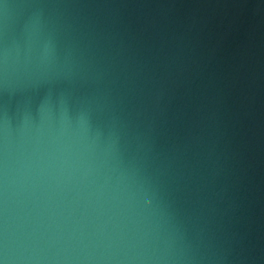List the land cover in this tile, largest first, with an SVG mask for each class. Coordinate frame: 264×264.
Segmentation results:
<instances>
[{
  "label": "water",
  "instance_id": "obj_1",
  "mask_svg": "<svg viewBox=\"0 0 264 264\" xmlns=\"http://www.w3.org/2000/svg\"><path fill=\"white\" fill-rule=\"evenodd\" d=\"M0 264H264V0H0Z\"/></svg>",
  "mask_w": 264,
  "mask_h": 264
}]
</instances>
